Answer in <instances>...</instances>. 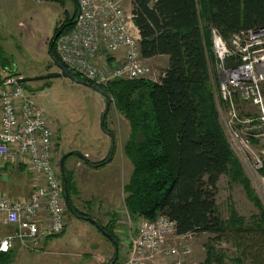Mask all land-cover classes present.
<instances>
[{"label": "trees", "instance_id": "1", "mask_svg": "<svg viewBox=\"0 0 264 264\" xmlns=\"http://www.w3.org/2000/svg\"><path fill=\"white\" fill-rule=\"evenodd\" d=\"M132 14L141 37L142 57H168L159 81L117 79L96 84L68 68L56 44L74 22L59 28L49 45V54L51 51L77 78L96 84L129 121L131 133L124 145L133 164L124 186L129 216L155 220L166 215L176 222L177 235L211 234L217 242L229 238L237 249L233 264H264V206L249 179L243 178L242 165L217 122L207 57L212 29L229 42L234 33L264 26V0H133ZM8 60L11 58L0 45V67L8 70ZM105 122L106 116L103 126L107 130ZM111 160L92 165L102 167ZM225 173L234 180L240 176L250 200L259 207V213L249 220L233 207L228 219L219 214L218 182ZM71 179L64 167L67 207L89 220L71 200ZM90 221L118 243L113 220L106 225L94 218ZM206 251L203 264H226L223 251L212 245ZM12 258L11 250L0 251V264H10Z\"/></svg>", "mask_w": 264, "mask_h": 264}, {"label": "built area", "instance_id": "2", "mask_svg": "<svg viewBox=\"0 0 264 264\" xmlns=\"http://www.w3.org/2000/svg\"><path fill=\"white\" fill-rule=\"evenodd\" d=\"M75 1L74 25L56 44L68 68L96 84L150 74L132 9L128 10L133 0ZM212 43L218 72L217 107L223 115L225 137L264 197V26L234 33L229 42L212 29ZM0 72L8 70L0 67ZM7 74L0 81V160L26 166L33 174V187L23 201L0 195V216L5 224L15 226L13 233L0 239L1 252L17 243L42 247L48 238L63 233L67 209L55 171L57 136L51 121L18 82L20 76ZM181 236L176 233V222L166 215L141 218L120 264H146L160 256H176L178 248L169 242L172 238L179 242ZM183 247L188 254L190 247Z\"/></svg>", "mask_w": 264, "mask_h": 264}, {"label": "rangeland", "instance_id": "3", "mask_svg": "<svg viewBox=\"0 0 264 264\" xmlns=\"http://www.w3.org/2000/svg\"><path fill=\"white\" fill-rule=\"evenodd\" d=\"M129 9H132L131 5H128ZM76 13L74 0H0V45L11 58V62L8 60L10 64L7 73L13 71V74L20 77H38L60 72L49 54V45L59 28L73 25ZM212 45L213 43L207 57L214 86L216 119L224 132L223 115L217 107L218 72ZM145 62L150 66L151 72L144 78L159 81L167 67V60L156 56L146 59ZM7 73L0 72V81ZM28 85L36 91H27V94L44 110L56 133L54 164L63 188L59 161L63 155L75 152L63 161L65 169L72 177L71 200L77 210L99 223L106 225L112 220L115 222L118 251L115 250L112 240L99 228L90 221L77 217L67 207L68 223L65 233L53 237L45 250L42 249L44 245L35 249L28 248L32 252L43 250L35 255V263L26 256L18 255L11 264H111L116 252L118 257L114 264H120L126 258L127 243L130 236L135 234L138 225V220L131 218L123 205L126 196L124 186L133 171V164L122 147L123 133H129L124 126L125 117L116 110L111 101L105 125L107 131L114 133V136L119 135L118 139L115 137L113 164L84 171L83 161L92 165L108 158L107 155L103 159L90 161L85 159L86 156H81L87 153L95 156L103 150L105 143L111 141L101 126L107 99L89 86L67 77L35 80ZM242 176L249 179L251 189H254L264 206V197L243 166ZM64 192L66 195L65 188ZM103 192L106 195L104 198ZM217 205L223 219L229 218L231 207L247 220L259 213V207L250 200L240 176L234 180L230 173L222 175L218 182ZM214 238V235L205 233L192 235L191 239L185 237L179 242H176L177 238H172L169 246H176L179 253L176 256H160L155 262L146 264H203L210 245L216 251L226 253V264H233L232 259L237 256L233 241L224 238L217 242ZM184 245L191 249L188 254L184 251Z\"/></svg>", "mask_w": 264, "mask_h": 264}, {"label": "crops", "instance_id": "4", "mask_svg": "<svg viewBox=\"0 0 264 264\" xmlns=\"http://www.w3.org/2000/svg\"><path fill=\"white\" fill-rule=\"evenodd\" d=\"M162 57H164L167 60V65H168V57L167 56H162ZM124 121H125L124 126H126V128H128L129 133L128 134L125 132L123 133V137H124L123 138V144H122L123 151H124V145L126 144L128 138L130 136V133H131V127H130L129 121L127 119ZM121 131H122V129L120 130V132ZM118 136L119 135H116L115 137L118 139ZM112 145L113 144H112V139H111V141L108 142V144L105 143L103 150L97 152L95 156L87 153V154L83 155V158H85V156H86L85 159H88L90 161H96V160L103 159V158L107 157V155L109 154L110 149L112 148ZM114 156L115 155L112 156V160L104 167H108V166H111L113 164V161L115 158ZM83 162H84V167H85V168H83L84 171L85 170H92V169H94V170L99 169V168L93 167L92 165H89L86 161H83ZM60 172H61V170H60ZM32 187H33V174L26 166H14V165L4 163L0 160V195H5V196H8L12 199L23 201L29 197L31 190H32ZM102 194H103V198H104L106 195L104 192ZM123 205H125V199L123 200ZM125 208H126V206H125ZM88 221H90V220H88ZM67 223H68V219L66 220V226H67ZM91 223L96 227V225L93 222H91ZM66 226H65L63 233H65V231H66ZM14 231H15V226L5 224L3 222V217L0 216V239L7 234L13 233ZM63 233H61V235ZM181 237H184V238L187 237V238L191 239L192 236L191 235L190 236L189 235H182ZM52 238L53 237L49 238L44 243V247L42 248L43 250L46 249L48 242ZM42 251H38V252L33 251L32 252L28 248L24 247L22 244L17 243L16 246L11 249V253L13 255L12 261L18 255L26 256L27 258H29V260L34 261V260H36L35 255H37L38 253H40ZM29 263H31V262H29ZM34 263H35V261H34ZM34 263H31V264H34Z\"/></svg>", "mask_w": 264, "mask_h": 264}, {"label": "water", "instance_id": "5", "mask_svg": "<svg viewBox=\"0 0 264 264\" xmlns=\"http://www.w3.org/2000/svg\"><path fill=\"white\" fill-rule=\"evenodd\" d=\"M57 37H58V34L55 35V38H57ZM50 56L53 59V61L56 64V66L60 69V72L52 74V75H44V76H38V77H19L18 78V82L20 84H22L24 86V88L27 91H29V92L36 91V89H33V88L29 87L28 84L31 81L50 79V78H54V77H67V78H70L71 80H73V81H75L77 83L89 86L90 88H92L93 90L97 91L99 94H101L102 96H104L107 99V106H106V109H105V111H104V113L102 115V119H101V126L104 129L103 123H104L105 116H106V114H107V112L109 110V106H110V103H111L110 97L107 94H105L96 84L90 83V82H88L86 80H83V79H80V78H77L67 67L62 65L60 63V61L54 57V55H53V53L51 51H50ZM42 89H43V87L40 88V90H42ZM104 130L110 136V138L112 139L113 147H114V145H115V136H114V134L112 132L107 131L106 129H104ZM112 152H113V150H112ZM73 153H75V152H71V153H68V154H73ZM68 154H65L60 160V170L62 172V178L63 179H64V169H63L64 168V164H63V160H64L65 157L68 156ZM81 156L83 157V154H81ZM66 200H68L67 197H66ZM88 219L92 220V218H88ZM104 234H105V236L107 238L112 240V242L114 243V246H115V250L118 251V244L116 243V241H114L112 239L111 235H109L107 233H104ZM117 257H118V253L116 252V254L114 256V260L112 261L111 264H114L116 262Z\"/></svg>", "mask_w": 264, "mask_h": 264}, {"label": "flooded vegetation", "instance_id": "6", "mask_svg": "<svg viewBox=\"0 0 264 264\" xmlns=\"http://www.w3.org/2000/svg\"><path fill=\"white\" fill-rule=\"evenodd\" d=\"M112 144H113V141H112ZM112 150H113V152H112ZM113 154H114V147H113V145H112V148L110 149V152H109V154H108V158L110 157V159H112V156H113ZM64 156V155H63ZM62 156V157H63ZM61 157V158H62ZM66 158V157H65ZM64 158V159H65ZM61 160V159H60ZM64 161V160H63ZM59 168H60V161H59ZM64 169V168H63ZM66 170V169H65Z\"/></svg>", "mask_w": 264, "mask_h": 264}]
</instances>
